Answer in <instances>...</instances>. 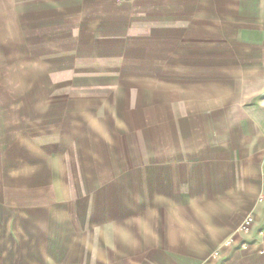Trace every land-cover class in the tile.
<instances>
[{"label":"crops","instance_id":"crops-1","mask_svg":"<svg viewBox=\"0 0 264 264\" xmlns=\"http://www.w3.org/2000/svg\"><path fill=\"white\" fill-rule=\"evenodd\" d=\"M21 51L93 103L13 122L43 146L0 152V264H264V0H0V63Z\"/></svg>","mask_w":264,"mask_h":264},{"label":"rangeland","instance_id":"rangeland-1","mask_svg":"<svg viewBox=\"0 0 264 264\" xmlns=\"http://www.w3.org/2000/svg\"><path fill=\"white\" fill-rule=\"evenodd\" d=\"M17 58L13 59L15 62L12 63V65H3L0 63V68L3 67V69H8L5 71L7 74V77L0 79V152L3 151H12L16 150L17 148L21 149L22 147H26V151L28 149H31L32 151L36 150L35 144H32L29 140V137H31L32 134L35 133V131L31 128L22 127L17 124L13 125V122L18 123L17 120L20 119L21 123H29L31 122L29 120V108L30 107H36L39 110H42L38 112L37 116H44L46 113L43 111L45 107H51V104H48L49 102L52 103V109L54 115H61L62 109H60V105L65 103H82V105H92V96L89 95H78L76 93V88L71 89L67 87H63L62 89V80H65L67 77H71L72 73L69 72H63L60 69V64H52V70L48 69L44 64V60H39L37 63H33L30 59L27 52L25 51L21 55H16ZM47 69V70H46ZM52 73V83H53V94L52 97H47L44 95V87L41 86V83L43 84V80L41 81V77L45 74V72ZM38 78L37 80L35 78ZM63 77V78H62ZM40 78V79H39ZM62 78V80H61ZM65 83V81H64ZM68 88V89H66ZM70 93L68 96H64L63 93ZM66 100V101H65ZM65 101V103H64ZM5 108V112L4 109ZM46 108V109H47ZM20 109L22 111L20 112ZM50 112H47V114ZM4 114L5 120H4ZM82 113H76L71 112L68 114V120H70L68 125H66L68 131L75 132L77 129L76 122L77 119H80L79 116ZM90 114H92L90 112ZM32 120V117L30 118ZM40 120L41 117H38ZM77 120V121H76ZM4 121V122H3ZM21 125V124H20ZM78 125H81L80 123ZM82 126V125H81ZM42 128H36L37 133L41 134L43 133ZM53 130V129H52ZM55 130V129H54ZM87 128H84L83 134L84 139L87 138L89 135H87L85 132H87ZM50 131V129H49ZM75 134V133H74ZM21 137V140L17 139L16 142L19 141V143H15L14 137ZM68 137V136H66ZM69 138V137H68ZM71 138V137H70ZM75 138V137H74ZM12 143H11V142ZM37 150L39 151V147H42L43 145H36ZM84 148H91V145H76V144H70L69 145V155L68 158H65V160H56L54 161L53 168H60L64 167L69 169V187L73 188L74 184H76V168L79 166V160H77L75 155H77V149L80 150V152H83ZM73 155V156H72ZM3 156L0 154V168L3 166V162L9 163L10 160L2 161ZM21 162V160H19ZM26 162V161H22ZM28 162V161H27ZM44 162L41 160V163ZM86 164H91V161H85ZM13 163V162H12ZM37 164H41L39 159L36 160ZM33 164V163H32ZM14 166V165H13ZM11 166V167H13ZM23 166V165H22ZM24 167V166H23ZM37 167V166H36ZM26 177V180L24 182H21L22 184H28V179H31L32 177L27 176H21V179ZM8 179H10L8 177ZM21 184V185H22ZM29 185V184H28ZM253 215V214H252ZM238 234V232H237Z\"/></svg>","mask_w":264,"mask_h":264},{"label":"built area","instance_id":"built-area-1","mask_svg":"<svg viewBox=\"0 0 264 264\" xmlns=\"http://www.w3.org/2000/svg\"><path fill=\"white\" fill-rule=\"evenodd\" d=\"M254 223H255V217H254V215H252V214L247 215L245 217L244 221L238 227V230H237L238 234H240V235H248L251 232ZM260 237L262 239H264V226L260 230ZM234 243H235V238L232 237V238H229L228 240H226L224 242V246L225 247H230ZM242 246L245 249L248 248V244L247 243H243Z\"/></svg>","mask_w":264,"mask_h":264}]
</instances>
